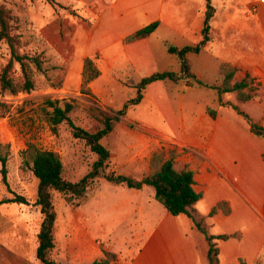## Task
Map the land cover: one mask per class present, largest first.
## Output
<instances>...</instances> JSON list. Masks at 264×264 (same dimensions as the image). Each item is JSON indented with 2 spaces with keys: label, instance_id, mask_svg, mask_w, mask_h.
Masks as SVG:
<instances>
[{
  "label": "rangeland",
  "instance_id": "rangeland-1",
  "mask_svg": "<svg viewBox=\"0 0 264 264\" xmlns=\"http://www.w3.org/2000/svg\"><path fill=\"white\" fill-rule=\"evenodd\" d=\"M221 2L212 0L216 8L213 24L223 19ZM0 3L17 18L14 25L21 35V49L35 52L43 60V71L34 74L36 86L33 90L12 95L0 89V142L10 145L8 183L14 192L28 199V204L0 205V264H40L35 257L37 233L43 218L35 204L37 179L23 164L21 151L28 142L55 151L63 163V177L72 182L83 177L97 159L84 140L73 136L66 122L56 126L48 122L46 112L50 108L46 107V100L58 99L61 105L63 102L73 104L69 113L72 121L94 131L101 127L97 110L111 114L122 108L136 94L135 86L142 77L138 72H108L88 84L90 94L81 91L84 57L79 61L76 59L81 50L76 48L77 30L88 31L91 28L97 0H0ZM160 50L164 57L161 67L178 72L176 57L167 53L163 43ZM89 57L95 58L96 62L94 53ZM186 57L192 72L206 86L188 87L184 79L177 82L167 80V94L161 100L163 106H160L161 111L166 112L167 105H170L179 115L180 102L184 105L183 115L177 118L176 126L180 131L184 130L191 140L203 125L207 107L217 112L227 110V105L218 102L216 91L210 87L220 83L219 72L223 64L202 70L201 67L210 61L208 53L202 56L188 53ZM8 59V48L1 41L0 72ZM12 70L14 78L19 80L17 63ZM232 81L236 80L233 78ZM146 91L147 86L142 90L141 101L129 106L112 132L100 140L110 156L101 175L90 183L85 194L75 196L52 192L56 212L54 247L47 256L55 264H91L94 260H111L104 254L107 247L116 249L121 245L119 238L129 237L136 227L137 221L131 209L124 207L129 201L146 200L142 202L145 205H141L155 217L164 219L165 210L154 199L152 187L137 191L125 184L107 181L104 174L113 172L139 179L168 157L171 150L175 154L176 168L190 165L191 159L198 155L191 144H182L173 135L159 134L146 125H160L167 121V114L160 115L156 99L145 100ZM220 100L222 104L237 102L234 92L222 93ZM8 197L11 193L0 179V199ZM197 213L201 212L197 210ZM87 227L91 229L90 233Z\"/></svg>",
  "mask_w": 264,
  "mask_h": 264
},
{
  "label": "crops",
  "instance_id": "crops-1",
  "mask_svg": "<svg viewBox=\"0 0 264 264\" xmlns=\"http://www.w3.org/2000/svg\"><path fill=\"white\" fill-rule=\"evenodd\" d=\"M97 2L93 25L88 31L77 30L76 36V48L81 49L76 59L94 53L100 70L97 78L108 72H138L144 77L165 71L161 67L164 60L161 43L166 51L167 44L178 47L197 44L202 39L204 12L210 3L213 15L209 40L194 54L210 55L208 65H203L202 70L225 64L233 70L234 80L247 76L252 79V84L259 87V97L236 105L264 126V0H222L223 19L215 24L216 8L212 0ZM153 21H158V26L149 36L123 41ZM165 81L149 83L145 100L156 99L159 113L167 114V121L160 125L145 124L159 134H170L182 144H191L198 154L190 165L186 164L194 172V189L201 193L194 208L201 212L199 215L212 234L230 235L217 240L219 264H241V261L264 264V137L252 133L246 120L227 106V110L217 111L214 118L209 116L207 107L203 125L189 140L184 130L176 126L184 105L180 102L179 115L170 105L166 112L161 111V100L167 94ZM145 201L124 204L131 209L137 223L133 234L119 238L121 245L116 249L105 248L115 254V260H109V264H208V242L191 219L185 214L174 216L165 211L164 219L160 220L142 206ZM87 229L90 233L91 229Z\"/></svg>",
  "mask_w": 264,
  "mask_h": 264
},
{
  "label": "trees",
  "instance_id": "trees-1",
  "mask_svg": "<svg viewBox=\"0 0 264 264\" xmlns=\"http://www.w3.org/2000/svg\"><path fill=\"white\" fill-rule=\"evenodd\" d=\"M209 1V0H208ZM213 15V7L210 3L207 4L204 12L202 39L195 45H186L183 47L167 44V51L174 54L179 61V71L171 70L156 71L147 76L142 77L136 84V94L129 98L122 106V108L107 113L102 110L98 111V119L101 127L89 131L76 125L69 117V113L73 108V104L63 102L60 104L58 99L46 100L48 122L56 126L62 122H66L71 128L74 137L84 140L85 144L90 150L96 154L97 159L92 163L91 169L78 181H68L63 177V163L59 155L52 150L42 149L35 144L28 142L26 147L21 151L20 155L25 166L29 167L34 177L37 179L36 199L35 204L39 206L40 212L43 215L42 221L37 233V246L35 250V257L40 264H55L54 261L48 258V252L54 247V232L56 212L52 202V192L70 193L75 196H82L85 194L90 183L101 175L103 169L106 167L110 152L100 142V140L111 133L114 126L122 116L126 114V110L131 105L138 104L142 99V90L151 82L156 80H170L177 82L180 79L186 81L187 86H206L196 75L192 72L190 63L186 57L188 53H198L202 46L209 40L210 19ZM17 18L13 16L10 9L0 3V42L4 41L8 51L9 59L2 67L0 72V89L8 91L15 95L19 92H30L36 86L34 74L43 71V60L39 54L25 52L21 48V35L16 31L14 25ZM158 26V21H153L130 35L126 36L123 41L130 42L142 37L149 36ZM17 63L20 70V79L16 80L13 76V66ZM233 70L228 68L225 64L220 66L221 81L219 84L210 86L215 89L218 101L221 105H227L235 109L247 122L249 130L255 135L264 137V126L259 125L253 121L248 114L241 111L236 103L227 102L222 104L220 95L222 93L234 92L236 101H247L251 98L259 97V87L252 86V79L248 76L240 81H232ZM100 75V70L93 57H85L83 60V71L81 81V91L90 94L88 84ZM208 114L211 118L215 117V110L207 108ZM10 145L8 143L0 142V179L6 190L11 193V197L0 199V205L4 203L28 204V199L21 194L14 192L8 183L7 161L10 155ZM175 154L171 150L170 155L162 160L158 165H153L154 169L135 179L124 174H115L110 172L104 174V178L115 184H125L129 188L141 189L143 186H150L153 188V197L159 202L165 211L171 215L185 214L187 215L193 225L204 234L208 242L207 262L208 264H219L218 259V245L217 240H225L230 237L228 234L214 235L209 231V227L200 216L194 204L201 198V193L194 189V172L188 166L184 165L181 168L175 167ZM152 165V164H151ZM220 204L214 206L209 215H212ZM104 254L109 256L111 260H115V254L105 251ZM91 264H109L108 258L101 260H94ZM241 264H244L241 261Z\"/></svg>",
  "mask_w": 264,
  "mask_h": 264
}]
</instances>
